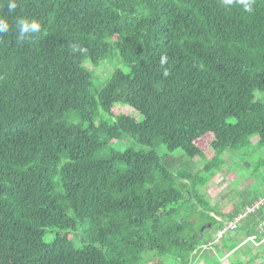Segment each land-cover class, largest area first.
I'll return each instance as SVG.
<instances>
[{
    "label": "trees",
    "instance_id": "1",
    "mask_svg": "<svg viewBox=\"0 0 264 264\" xmlns=\"http://www.w3.org/2000/svg\"><path fill=\"white\" fill-rule=\"evenodd\" d=\"M9 2L0 0L9 23L0 34V264L207 260L206 234L225 225L209 214L199 174L218 171L222 154L252 136L264 151V0L252 13L222 0H15L12 12ZM20 19L41 31L18 40ZM112 48L130 71L95 91L83 64ZM126 136L149 150L112 148ZM160 146L181 150V166L200 160L199 173L174 170ZM199 213L210 225L202 234Z\"/></svg>",
    "mask_w": 264,
    "mask_h": 264
},
{
    "label": "rangeland",
    "instance_id": "2",
    "mask_svg": "<svg viewBox=\"0 0 264 264\" xmlns=\"http://www.w3.org/2000/svg\"><path fill=\"white\" fill-rule=\"evenodd\" d=\"M83 66L91 73L95 91H99L104 87L113 71L121 70L124 73H129L130 71L129 67L121 60L115 48H112L108 56L97 66L89 64V61H85ZM121 108L124 114L134 116L137 119L141 118V115L129 106L121 105ZM110 119L108 115L100 111L98 120L107 121ZM257 139V136H252L248 146L225 151L222 154L223 165L218 171L212 172L209 175L200 173L198 176L199 178H208V181L204 185L199 186L198 191L208 202L210 207L209 214L224 225L232 221L229 218V214L235 210L239 209L241 213L246 212L247 207L254 206L257 200L261 199L262 201L260 200L261 204H259V208L256 211H251L247 216L238 220L236 228L226 232L220 239H217L216 227L209 230V224L204 223L205 221L201 214H195L193 217L195 228H198L200 231L206 225L204 229L209 230L206 236H211V241L202 247L205 253L208 251L206 253L208 254V258L205 257L208 261L198 259V262L195 264H215L217 260L219 261L218 264H232L236 261L251 258L253 255L256 256L254 264H264V236H262L261 241L256 240L259 234L264 231V222H261L264 219V166L260 164L264 151L257 149ZM111 146L117 150L125 148L149 150L147 149L148 147L138 145L130 136L112 143ZM157 152L167 161L171 158L175 159L174 157L182 154L181 150L170 153L164 146L158 147ZM176 162L178 164L177 160ZM189 162H193V160L185 158L181 163L190 173L198 174L202 167L201 161L196 160L192 164ZM177 164L171 163V167L176 165L174 170L184 167ZM183 181L186 182L188 180L185 179ZM188 182L190 183V181ZM200 210H202V207H199ZM248 234H251L252 237L249 238ZM48 238L49 236H47ZM215 245L221 251L218 252L220 259L216 255L210 254L214 250L217 251ZM233 246H236L235 250H233L234 252H229V254L225 255L224 251ZM170 262V258H163L160 261L159 259H155L149 263L170 264Z\"/></svg>",
    "mask_w": 264,
    "mask_h": 264
},
{
    "label": "clouds",
    "instance_id": "3",
    "mask_svg": "<svg viewBox=\"0 0 264 264\" xmlns=\"http://www.w3.org/2000/svg\"><path fill=\"white\" fill-rule=\"evenodd\" d=\"M234 2H238L243 10L247 13L253 12V6L255 4V0H222L224 6H231ZM8 10L10 12L14 11L17 8V3L15 0H10L8 3ZM19 35L17 37L18 40L24 41L26 39H30L31 34L39 33L41 31V25L37 20H27L20 19L17 21ZM9 31V23L5 19H0V34L6 33ZM80 51H86V49H80ZM167 62V56H162L160 63L163 65ZM165 75H167V71H165Z\"/></svg>",
    "mask_w": 264,
    "mask_h": 264
},
{
    "label": "built area",
    "instance_id": "4",
    "mask_svg": "<svg viewBox=\"0 0 264 264\" xmlns=\"http://www.w3.org/2000/svg\"><path fill=\"white\" fill-rule=\"evenodd\" d=\"M258 204H259V203H256L255 207H257ZM252 210H253V208H249V207H247L246 212H249V211H252ZM245 214H246V213L239 214V215H237L232 221L227 222V223L225 224V226H224L221 230H219V231L217 232V239L222 238L223 235H224L226 232L234 230V229L236 228V222H237L238 220H240L241 218H243V217L245 216Z\"/></svg>",
    "mask_w": 264,
    "mask_h": 264
},
{
    "label": "water",
    "instance_id": "5",
    "mask_svg": "<svg viewBox=\"0 0 264 264\" xmlns=\"http://www.w3.org/2000/svg\"><path fill=\"white\" fill-rule=\"evenodd\" d=\"M205 226H206V225H204V227H202V228L200 229V234H202V232H203ZM208 226L210 227V225H208Z\"/></svg>",
    "mask_w": 264,
    "mask_h": 264
}]
</instances>
